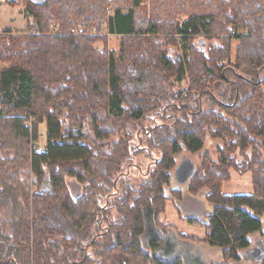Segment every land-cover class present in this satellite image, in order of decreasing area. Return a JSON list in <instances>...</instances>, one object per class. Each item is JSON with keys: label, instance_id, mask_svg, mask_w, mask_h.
<instances>
[{"label": "trees", "instance_id": "1", "mask_svg": "<svg viewBox=\"0 0 264 264\" xmlns=\"http://www.w3.org/2000/svg\"><path fill=\"white\" fill-rule=\"evenodd\" d=\"M30 2L36 31L0 35V264H188L161 219L183 197L172 173L185 152L200 155L187 192L214 207L189 217L207 232L191 238L222 248L215 264L239 261L264 226V0H210L202 14L155 0L151 16L142 0ZM104 26L123 37L118 58ZM232 170L252 173L253 194L223 193Z\"/></svg>", "mask_w": 264, "mask_h": 264}, {"label": "rangeland", "instance_id": "2", "mask_svg": "<svg viewBox=\"0 0 264 264\" xmlns=\"http://www.w3.org/2000/svg\"><path fill=\"white\" fill-rule=\"evenodd\" d=\"M176 2L177 0H173ZM191 1V4L189 6H192L193 2L195 4V11L199 14H202V10L209 9L208 2L210 0H188ZM203 2L205 5L202 7H199L198 4ZM30 0H0V35L3 34H11L12 36H21L23 34L34 32L36 31L34 24H36L37 20L36 18L31 15L29 12V6H30ZM155 0H142L141 6L139 9V12L142 15L151 16L154 9ZM205 12V11H204ZM112 10L108 8V15H111ZM192 15H186L181 14L178 18L180 24H182L185 20L190 18ZM58 31V27L56 25H53L51 28V32L56 33ZM246 29H239L234 38L231 41V58L232 61H235L236 51L237 47L240 44L239 36L241 34L246 33ZM95 32V31H94ZM102 34L107 35L109 40V50L111 51V54L114 58H118L121 54V43L122 38L121 36H112L108 35L106 26L102 28ZM95 47L99 50L104 49V45L102 43H97ZM177 51L181 53H185L187 51V45H184L179 40V46L176 47ZM189 83V79L186 76L184 80L182 81V87H186ZM28 125H31V121L28 122ZM47 125L46 122L41 124L40 126V135L38 140H34L31 142V146L33 147V150H44L47 145ZM209 150L211 151V155L213 157L216 156V145L219 143V141H207V145H209ZM191 155V154H190ZM196 160V166L195 171L199 167L200 159L199 157H196L197 155H191ZM181 159V154L176 156V160L183 161L184 159ZM238 160H242V157L239 155ZM69 187L71 189V192L74 196H77L81 191L80 184L73 178L68 177L67 178ZM186 185V181H181L177 177L174 182H172V187L177 189H183ZM223 191L227 194L235 195H251L253 193L252 191V183H251V174L245 173L244 175H239L232 172V179L228 182H226L223 185ZM207 191L204 190L197 194V199L199 198L200 201H197L194 203H188L187 198L185 197L183 199H170L168 201V209L166 211V214L163 217L164 221H170L173 224L179 225L182 231H197V230H203V226L199 224H192L189 221V217L194 216L200 220H206L207 217L212 213L213 206L206 200ZM181 221V222H180ZM264 227V226H263ZM194 233V232H192ZM250 236H255V234H251ZM249 236V240L251 241V238ZM173 245L175 250L172 252V254L181 253V255L185 258L188 264H208L205 262H202L204 258L212 259L211 261H218L222 262L223 259L217 258V256L211 254H208L204 248H206L208 245L204 243H195L192 241H186V240H173ZM251 245V242H250ZM247 249L240 250L239 254L241 256V259L239 261H231V264H254V261H249L248 257H242L243 252ZM171 254V255H172ZM218 259V260H217ZM222 259V260H221ZM211 263V262H210ZM209 263V264H210ZM256 264V263H255ZM262 264V263H261Z\"/></svg>", "mask_w": 264, "mask_h": 264}, {"label": "crops", "instance_id": "3", "mask_svg": "<svg viewBox=\"0 0 264 264\" xmlns=\"http://www.w3.org/2000/svg\"><path fill=\"white\" fill-rule=\"evenodd\" d=\"M30 1H32V2H34V0H30ZM126 12V11H125ZM234 170H232L231 171V179H232V172H233ZM235 173H237L236 171H234ZM247 173H250L251 174V183H252V191H253V193H254V186H253V175H252V173L251 172H247ZM237 174H239V173H237ZM239 175H244V174H239ZM188 181V180H187ZM187 184L184 186V188L182 189L183 190V199L186 197L187 198V201H188V203H196L197 201H200V199L198 198L197 199V195H191V194H189L188 192H187V188H188V182H186ZM226 183V182H225ZM224 183V184H225ZM223 184V185H224ZM222 190H223V187H222ZM223 193L225 194V195H229V196H233L232 194H227L226 192H224L223 191ZM252 193V194H253ZM182 199V198H181ZM206 200H207V197H206ZM167 209H168V202H167ZM167 209H166V211H167ZM166 214V212L162 215V217H161V219H162V221L164 222V223H169L171 226H173V230L177 233L176 235H178L179 236V238H180V240H186V241H192V242H195V243H204V244H206V245H208L206 248H204L205 249V251L208 253V254H211L210 256H213V255H215V256H217V258L219 259V258H221L222 257V259H223V261H224V254H223V250H222V248L221 247H218V246H212V245H209V244H207V243H205V242H203V241H197V240H194V239H192L191 237H193V238H200V239H204L206 236H207V232H206V230H205V228L203 227V230H197V231H190V230H193L192 229V227H191V229L190 230H188V231H182L181 232V228L179 227V225H177L176 223L175 224H173V223H171L170 221H164L163 220V217H164V215ZM191 217H194V216H191ZM196 218V217H195ZM181 222V221H180ZM193 224V223H192ZM192 232H194V233H192ZM182 236H184V237H182ZM250 238H251V245L249 246V248L247 249V250H245L244 252H243V254H242V257H248V259H249V261H251V263H252V261H254V264L256 263V264H261L262 262H263V256H264V254H263V256H262V258L261 259H255L254 257H253V255H252V252H254L255 250H256V248H263V253H264V227H263V229L260 231V232H258V233H255V236H250ZM217 259V260H218ZM221 259V260H222ZM212 259H209V257L208 258H204L203 260H202V262H205V263H210V264H215V263H220V262H218V261H211ZM222 261V262H223ZM221 262V263H222ZM253 264V263H252Z\"/></svg>", "mask_w": 264, "mask_h": 264}, {"label": "water", "instance_id": "4", "mask_svg": "<svg viewBox=\"0 0 264 264\" xmlns=\"http://www.w3.org/2000/svg\"><path fill=\"white\" fill-rule=\"evenodd\" d=\"M44 0H34V2L42 3ZM195 165L194 162L186 158L184 159L181 164L178 166L176 170V176L181 181H187L190 179V177L194 174ZM263 248H256L254 252H252V255L255 259H261L263 256Z\"/></svg>", "mask_w": 264, "mask_h": 264}, {"label": "flooded vegetation", "instance_id": "5", "mask_svg": "<svg viewBox=\"0 0 264 264\" xmlns=\"http://www.w3.org/2000/svg\"><path fill=\"white\" fill-rule=\"evenodd\" d=\"M208 141H210V140H208ZM213 143H214V141H213ZM212 143H210L209 145H206V149L209 151V152H211L210 150H209V146L211 145ZM215 144V143H214ZM218 144H220V141H219V143H217V145ZM216 145V146H217ZM216 150V149H215ZM191 155H197L196 157H199V159H200V155L199 154H191ZM190 155V153H187V152H185V153H182L181 154V159L180 160H182V158L183 159H186V158H189V159H191L193 162H194V165L196 166V163H195V159H194V157H192ZM217 155V154H216ZM181 162L182 161H179L178 163H177V166H176V168H175V170H174V172L172 173V182H174L175 181V179L177 178V176H176V170H177V168H178V166L181 164ZM200 163V162H199ZM200 165V164H199ZM198 169V168H197ZM197 169H196V171H197ZM195 170H194V172H196ZM186 182H188V181H186ZM187 184V183H186Z\"/></svg>", "mask_w": 264, "mask_h": 264}, {"label": "built area", "instance_id": "6", "mask_svg": "<svg viewBox=\"0 0 264 264\" xmlns=\"http://www.w3.org/2000/svg\"><path fill=\"white\" fill-rule=\"evenodd\" d=\"M74 33L83 34V33H85V29L79 28L77 31H74Z\"/></svg>", "mask_w": 264, "mask_h": 264}]
</instances>
